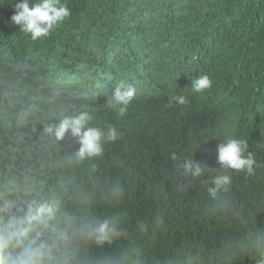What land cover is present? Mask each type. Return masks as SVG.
<instances>
[{"label":"trees","instance_id":"trees-1","mask_svg":"<svg viewBox=\"0 0 264 264\" xmlns=\"http://www.w3.org/2000/svg\"><path fill=\"white\" fill-rule=\"evenodd\" d=\"M39 2L30 0V6ZM61 2L71 14L37 44L44 64L65 56L79 60L89 71L95 67L91 75L99 79L93 86L104 83L102 88H107L122 76H159L165 72L167 58L182 52L191 58L196 54L200 72L213 81L204 101L209 102L206 94L211 92L219 106L210 105L200 114L193 101L167 108L157 97L141 98L131 102L121 117L116 109L105 112L104 103L98 106L49 92L31 75L11 73L0 65V153L18 156L24 168L38 167L37 162L44 160L48 167L41 179L53 184L63 174L77 185L84 184L94 196L109 181L118 180L125 189L123 201L109 206L97 199V210L122 214L149 260L155 256L166 262L186 248H199L207 256L222 240L242 236L245 226L214 207L201 181L210 184L220 171L217 146L221 141L214 136L218 131L245 139L259 167L254 177L232 173L230 195L245 214L264 207V0ZM6 26L5 20L2 28ZM23 45L30 46L28 41ZM137 64H143L142 72ZM229 72L232 83L227 88ZM84 75L91 76L87 71ZM219 84L225 85L222 94L216 93ZM30 105L34 111L20 124L21 113ZM81 111L89 112L91 126L114 125L121 137L105 145L102 157L76 165L69 162L80 146L76 138L69 135L56 141L44 133V127L58 124L62 113ZM174 154L203 162L208 173L200 178L181 176ZM158 219L163 221L159 226ZM255 221L264 228V211L256 212ZM141 223L146 232L139 231ZM122 243L127 241L106 244L95 253L115 254ZM237 264L255 261L246 255Z\"/></svg>","mask_w":264,"mask_h":264},{"label":"clouds","instance_id":"clouds-1","mask_svg":"<svg viewBox=\"0 0 264 264\" xmlns=\"http://www.w3.org/2000/svg\"><path fill=\"white\" fill-rule=\"evenodd\" d=\"M70 14L69 7L61 0H40L31 6L30 0L15 5L0 0V65L11 73L31 75L49 92L90 100L98 106L104 103L105 112L116 109L121 117L131 102L141 98L157 97L167 103V108L188 102L192 105L193 101L200 114L210 105L219 106L211 92L206 94L209 102L204 101L213 81L200 72L201 60L196 54L191 58L182 52L173 59L167 58L165 72L159 76L143 79L122 76L121 81L111 82L107 88H102L104 83L94 87L99 79L91 75L95 67L89 71L79 60L65 56L44 64L37 44L46 41ZM5 20L7 26L2 28ZM26 41L30 44L28 49L23 45ZM137 65L142 72L143 64ZM85 71L91 76L84 75ZM231 83L229 72L227 88ZM224 87L219 84L216 93L222 94ZM199 105L203 106L198 108ZM33 111V107L28 106L21 113L19 123H25ZM61 116L58 124L46 125L44 133L56 141L69 135L76 138L80 146L69 157L70 163L82 165L102 157L105 145L121 137L114 125L91 126L88 111ZM214 136L221 141L217 146L220 171L212 176L210 184L201 183L207 187L215 208L245 226L242 236L222 240L207 256L199 248H186L178 250L166 262L155 256L149 260L143 244L133 237L122 214L97 210V199L109 206H119L123 201L125 189L118 180L109 181L100 188L98 196H94L84 184L77 185L74 179L63 174L53 184L41 179L46 176L48 167L44 160L37 162L38 167L24 168L18 163V156L3 152L0 153V264H237L246 255L255 264H264V228L255 221L256 212L264 211V207L256 206L245 214L230 195L232 173L254 177L259 165L249 151L247 140L219 131ZM253 140L257 139L253 137ZM17 151L11 149L13 153ZM172 159L178 161L176 167L183 177L200 178L209 171L206 164L188 157L180 159L174 154ZM162 223V219H158L157 226ZM138 229L140 232L148 230L143 223ZM124 241L127 243H122L115 254L95 253V249H102L106 244Z\"/></svg>","mask_w":264,"mask_h":264}]
</instances>
